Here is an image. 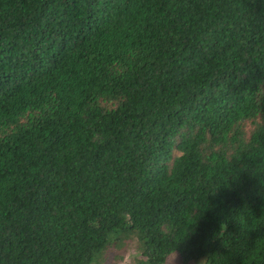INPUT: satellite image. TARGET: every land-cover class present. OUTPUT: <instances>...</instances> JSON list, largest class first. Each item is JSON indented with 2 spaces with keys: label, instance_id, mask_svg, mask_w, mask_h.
Returning a JSON list of instances; mask_svg holds the SVG:
<instances>
[{
  "label": "trees",
  "instance_id": "1",
  "mask_svg": "<svg viewBox=\"0 0 264 264\" xmlns=\"http://www.w3.org/2000/svg\"><path fill=\"white\" fill-rule=\"evenodd\" d=\"M264 264V0H0V264Z\"/></svg>",
  "mask_w": 264,
  "mask_h": 264
},
{
  "label": "rangeland",
  "instance_id": "2",
  "mask_svg": "<svg viewBox=\"0 0 264 264\" xmlns=\"http://www.w3.org/2000/svg\"><path fill=\"white\" fill-rule=\"evenodd\" d=\"M116 254L117 253H112L109 260L107 261V264H134V258L136 255V253L132 250H130L129 252H125L123 254V258H118L116 259ZM166 264H182L179 256L174 255L172 256L168 262ZM190 264H194V263H190Z\"/></svg>",
  "mask_w": 264,
  "mask_h": 264
}]
</instances>
